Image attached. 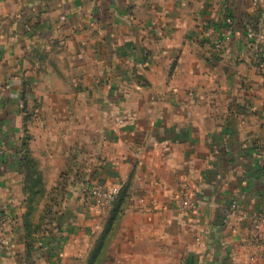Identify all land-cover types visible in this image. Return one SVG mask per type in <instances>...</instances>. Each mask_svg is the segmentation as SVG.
<instances>
[{
    "label": "crops",
    "instance_id": "0c3cea01",
    "mask_svg": "<svg viewBox=\"0 0 264 264\" xmlns=\"http://www.w3.org/2000/svg\"><path fill=\"white\" fill-rule=\"evenodd\" d=\"M260 57L264 0H0V264H264Z\"/></svg>",
    "mask_w": 264,
    "mask_h": 264
},
{
    "label": "built area",
    "instance_id": "2783aa9c",
    "mask_svg": "<svg viewBox=\"0 0 264 264\" xmlns=\"http://www.w3.org/2000/svg\"><path fill=\"white\" fill-rule=\"evenodd\" d=\"M227 24L229 27V33L225 39L218 41V47L224 48L226 43L230 39V34L232 32V20L227 19ZM247 37L251 42L252 47L255 50L261 51L262 47L260 46L259 35L256 29L249 28L247 32ZM123 188L122 183L115 184H106L101 182H92L84 187L83 197L85 203L93 207L100 213L107 212L110 210L116 201L121 189ZM179 204L181 208L189 213H195L198 209L197 201L195 199V194L193 188L190 184L183 185V193L178 197ZM224 223L231 225L233 218L237 217L238 221L244 219V211L242 210L241 204L236 201L226 206L223 211ZM233 227V226H232ZM253 249H259V243L255 240L253 243ZM257 257V256H256ZM252 260L256 261L255 256L252 257Z\"/></svg>",
    "mask_w": 264,
    "mask_h": 264
},
{
    "label": "trees",
    "instance_id": "16d2710c",
    "mask_svg": "<svg viewBox=\"0 0 264 264\" xmlns=\"http://www.w3.org/2000/svg\"><path fill=\"white\" fill-rule=\"evenodd\" d=\"M227 25H228V24H227ZM260 59L264 60L263 57H260ZM23 148H24V150L27 149V144H24ZM22 160H23L24 162L28 163V164H31V163H32V160H31V158H30V156H29V154H28V151H26V152L24 153V156H23ZM30 167H31V168H30L29 171H31L34 175L37 176V178H36L35 180H36L38 183H41V178H40L38 172L35 170V168H34V164L32 163V164L30 165ZM125 190H126V187L123 186V188L121 189V191H120V193H119V195H118L116 201L114 202V204H113V206H112V210H113V211H115V209H116V208L120 205V203L122 202V198H123V196H124V194H125ZM50 206H51V204H50ZM101 246H102V245H100V246L96 249V251H95V258L98 256V252H99V251L101 250V248H102Z\"/></svg>",
    "mask_w": 264,
    "mask_h": 264
}]
</instances>
